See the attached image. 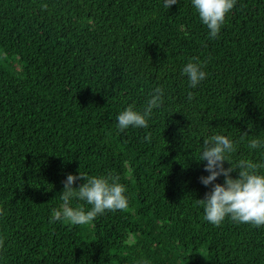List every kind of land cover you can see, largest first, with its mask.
Masks as SVG:
<instances>
[{
    "label": "trees",
    "instance_id": "trees-1",
    "mask_svg": "<svg viewBox=\"0 0 264 264\" xmlns=\"http://www.w3.org/2000/svg\"><path fill=\"white\" fill-rule=\"evenodd\" d=\"M192 58L208 73L196 89ZM158 86L148 128L118 131ZM216 132L247 133L233 159L264 162L247 148L264 137V0H238L215 39L191 0H0V264H264V226L217 227L196 201ZM80 172L118 175L127 209L53 222Z\"/></svg>",
    "mask_w": 264,
    "mask_h": 264
},
{
    "label": "clouds",
    "instance_id": "clouds-1",
    "mask_svg": "<svg viewBox=\"0 0 264 264\" xmlns=\"http://www.w3.org/2000/svg\"><path fill=\"white\" fill-rule=\"evenodd\" d=\"M180 0H163L165 8L170 9ZM238 0H191V6L200 21L208 29L209 36L217 38L225 24L226 17L237 6ZM181 75L187 78L188 86L196 89L208 77L206 64L196 58L189 59L181 69ZM166 90L155 87L142 107L135 103L126 106L117 115V129L124 132L129 128L146 129L155 112L165 103ZM193 99V93H188ZM248 136L247 133L234 140L231 135L216 132L205 135L199 150L198 161L206 162L201 183L211 186L205 198L196 200L204 210V219L219 227L226 219L238 224H250L260 228L264 226V162H255L241 158L234 160L238 145ZM150 139V137H146ZM250 151L264 150V137L252 138L247 143ZM231 167H225V163ZM236 172V178L233 173ZM224 182L216 183L219 177ZM78 180L85 183L75 187ZM64 190L60 194L62 203L52 210L53 222L62 221L70 225H83L92 222L107 211L125 210L129 204L127 186L120 177L112 173L91 175L69 174L63 181ZM74 201H83L91 207L74 206ZM3 241L0 240V247Z\"/></svg>",
    "mask_w": 264,
    "mask_h": 264
}]
</instances>
